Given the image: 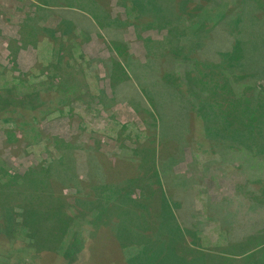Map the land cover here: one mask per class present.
<instances>
[{"label": "trees", "instance_id": "trees-1", "mask_svg": "<svg viewBox=\"0 0 264 264\" xmlns=\"http://www.w3.org/2000/svg\"><path fill=\"white\" fill-rule=\"evenodd\" d=\"M20 1L28 2L30 8L20 22L19 39L10 47V61L14 65L22 46L32 45L39 55L35 65L22 74L16 73L15 66L0 64V124L6 134L4 143L16 156L15 150L23 145L26 149L40 145L49 157L19 173L13 172L0 154L3 181L30 183L36 199L49 194L47 211L39 210L44 212L40 215L37 209L28 211L40 217L48 212L50 218L44 219L53 221L56 231L67 230L64 234L72 235L71 244L63 246L66 251L62 252L69 260L79 250L76 230L82 213L75 208L80 203H90L96 215L92 222H107L112 235L119 236L118 220L110 221L113 208H118V218L145 219L143 214L137 215L135 209L126 211L128 204L120 202L139 188V200L151 209L155 205L163 215L165 211L168 218H160L161 213L158 214L152 234L140 237L138 232H133L127 236L131 240L127 245L133 242L132 238L160 242L152 243L161 250L155 257L160 261L171 253L169 258L173 263L229 264L226 256L232 251L227 249L218 254L203 249L193 258L189 257L193 249L184 246L186 231L171 226L172 215L167 210L170 201L164 188L170 191V185L162 169L163 160L169 154L161 147L157 153L147 142L138 141L134 147L122 143L119 153L107 157L95 148L89 150L74 141L67 142L45 132L41 123L50 118L72 116L78 106H84L85 110H107L109 101H129L134 94L135 108L146 121L142 131L144 136L155 137L162 145L165 136L174 139L179 135L175 131L176 124L185 120L194 135L198 123L197 126L202 125L201 136L211 146H224V142H215L208 133L205 111L219 112L217 118L223 121L222 125L234 132L248 130L264 120V87L249 92L256 90L257 84L243 81L249 74L254 75L253 78H264V44L261 43L264 38V0L233 3L231 0L227 3L226 0L217 3L213 0H117V4L126 10L125 19L113 15L112 0ZM53 17L58 19L55 27L47 25ZM130 27L135 28L138 38L144 42L146 62L130 53V44L124 38V30ZM149 29L167 30V34L161 41L144 38L142 33ZM93 34L105 36L109 44L110 57L102 63L113 86V99L98 87V72L94 69L98 60H91L83 49ZM261 67L262 71L258 69ZM89 75L96 81L93 93L88 91ZM204 94L208 95L209 101ZM223 94L234 96L237 103L232 110L227 106L229 103L223 101ZM190 97L198 101H190ZM126 128L127 125L120 131ZM233 146V143L228 145ZM72 149L74 160L61 152ZM52 150L60 151L59 157L53 156ZM87 155L93 157L91 162L87 161ZM97 178L102 179V183ZM85 181L89 183L86 185ZM68 182H74L78 187L81 184L88 186L93 192L97 189L99 193L95 196L98 199H89L80 191L76 196L80 203L70 206V214L66 213L62 195ZM164 220L171 224V230L167 229ZM150 222H153L152 212ZM158 230L162 231L155 233ZM158 234H163L165 239L159 237L158 241ZM245 240L248 247L243 246L244 253L240 254L244 258L242 264H264V229Z\"/></svg>", "mask_w": 264, "mask_h": 264}, {"label": "rangeland", "instance_id": "rangeland-1", "mask_svg": "<svg viewBox=\"0 0 264 264\" xmlns=\"http://www.w3.org/2000/svg\"><path fill=\"white\" fill-rule=\"evenodd\" d=\"M218 1L213 0V3ZM229 1L226 0V3ZM236 1L231 0V3ZM112 7L114 16L121 15L124 19L126 18V10L117 4V0H112ZM29 8L28 2L0 0V64L2 65L6 61L5 56L8 51H10L8 58H11L10 47L15 46L16 40L19 39L20 22ZM57 24L58 19L54 17L49 18L47 23L53 27ZM124 32V38L130 44V53L141 62H146L147 51L144 42L138 38L135 28L130 27ZM166 34L167 30L157 29H149L142 33L144 38L160 41L164 40ZM261 43L264 44V38L261 39ZM26 48L35 50V61L31 62L29 53H25L24 61L19 62L17 54L14 65L9 60L5 66H15L17 74L28 72L37 62L39 52L32 45L22 46L20 49ZM83 49L91 60H98L94 68L98 72V87L113 99V86L107 78L102 63L110 57L107 39L105 36L101 38L93 34L91 40L83 45ZM231 62H235L234 59H231ZM258 69L263 70L262 67ZM89 76L88 91L93 93L96 81L91 75ZM246 77L248 78H244V82L257 84L256 90L252 89L249 92L263 89L264 78H253L252 74ZM240 89L243 91V87ZM201 91H203L202 88ZM223 95V101L229 103L227 106L232 110L233 105L237 103L234 96ZM204 96L209 101L208 95L204 94ZM134 97L135 95L131 94V100L112 102L113 104L108 100L110 106L103 111L85 110L84 106H78L72 116L46 119L41 124L47 133L67 142L74 141L76 145L85 146L84 148L89 150L95 148L107 157H111L113 153H119L122 143H125L127 147H134L138 141L147 142L148 147L155 148L157 153L161 147L169 154L168 158L163 160L162 169L168 176L170 185V191L164 187L170 201L169 209H167L172 215V225H170L182 228L186 233L189 231L185 234L184 240L187 248L193 247L189 257L196 256L198 251L203 249L217 254L223 253V250L229 251L232 246V254L227 253L226 256L227 262L242 264L244 258L240 254L244 253V248L242 249L239 245H243L244 240L253 233L264 229V120H260L259 124L253 128L234 132L228 126L226 128L222 125L223 121L217 118L220 116L218 111V113L205 111L203 114L206 115L208 133L215 142L219 144L224 142V146H211L209 141L201 136L202 125L197 126L198 123L196 124L197 132L194 135L185 120L176 124L175 131L179 135L174 139L165 136L161 145L155 137L148 138L142 133L146 121L145 117L137 112ZM188 99L198 101L195 97ZM146 116L150 121V116L147 114ZM126 125L127 128L121 132V128ZM3 128L4 126L0 124V154L13 172L24 173L31 166L49 157L46 151L41 150L40 145L27 147L28 149L23 145L22 148L15 150L18 154L16 156L14 150L4 143L6 134ZM119 133L122 135L120 136ZM230 143L234 146L228 147ZM61 152L66 155V158L74 160V149ZM51 153L59 157L60 151L52 150ZM92 158L87 155V161L91 162ZM80 177L82 179V176ZM96 180L101 182L102 179ZM87 181H85L86 185L89 183ZM14 183L10 180L3 181V176H0V264H179L171 262L169 258L172 256L171 253L165 255L161 261L155 258L157 252L161 253V250L155 247L160 242H146L132 238L133 242L127 245L128 241H131L127 236L133 232H138L140 237L152 234L156 229L157 215L161 213L157 210L158 208L155 209V205L152 211L149 205L139 200L141 197L139 188L134 189L120 202L123 205L128 204L126 207L129 206V208L126 211L132 212L131 209H135L137 215L143 214L145 219L135 217L125 221L118 218V208H113L115 210L110 221L118 220L120 226L119 236L117 234L113 236L107 222H92L96 215L90 203H80V198L79 201L76 200L80 191L89 199L97 200L99 193L97 189L93 192L88 186L83 187L81 184L78 187L76 183L68 182L63 191V198L61 197L67 206L66 213H69L70 206L78 202L80 204L75 209L82 213L76 230L79 250L76 255L74 254L73 260H69L62 252L66 251L63 246L71 244L72 235L64 234L67 230L56 231L53 221L44 219V217L50 218L46 214L48 212L39 216L44 213L39 210L47 211L50 208L49 194L43 196V199L41 196L36 199L30 183ZM31 209H37L39 215L28 211ZM151 212L153 213L152 224H150ZM162 217H167L165 211L164 215L161 213L160 218ZM165 224L168 226L167 229L171 230L168 222L165 221ZM161 231L158 230L155 233ZM158 235L156 237L158 241L159 237L164 238L163 234ZM244 247L248 245L245 244ZM121 248L124 255L121 254ZM210 260L213 261V259Z\"/></svg>", "mask_w": 264, "mask_h": 264}, {"label": "crops", "instance_id": "crops-1", "mask_svg": "<svg viewBox=\"0 0 264 264\" xmlns=\"http://www.w3.org/2000/svg\"><path fill=\"white\" fill-rule=\"evenodd\" d=\"M9 53H10V51H8V54H6V56H5V62H3V65H7L8 64V62H9V58H8V56H9ZM25 53H29V59H31V62H33V61H35V50L33 49V48H26V49H20L19 50V52H18V61L19 62H22V61H24V59H25ZM186 234H188V232L186 233ZM244 242L246 243V240H244ZM243 242V245L241 244V245H239V247H242V249H243V246H245V243ZM185 246V245H184ZM192 246H193V243H192ZM185 247H187V246H185ZM189 248V247H188ZM231 248H232V246H230V250H231ZM236 248H238V247H236ZM190 249L192 250L193 249V247H190ZM193 258V257H192Z\"/></svg>", "mask_w": 264, "mask_h": 264}]
</instances>
